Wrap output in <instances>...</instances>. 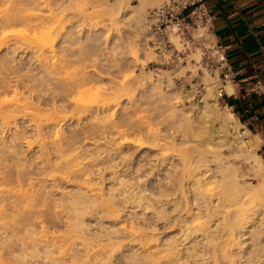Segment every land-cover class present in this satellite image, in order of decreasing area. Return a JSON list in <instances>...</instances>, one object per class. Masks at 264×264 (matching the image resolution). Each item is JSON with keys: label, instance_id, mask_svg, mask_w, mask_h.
<instances>
[{"label": "bare ground", "instance_id": "6f19581e", "mask_svg": "<svg viewBox=\"0 0 264 264\" xmlns=\"http://www.w3.org/2000/svg\"><path fill=\"white\" fill-rule=\"evenodd\" d=\"M74 2L0 0V264H212L220 244L237 246L236 254L244 264H264V218L247 213L246 200L243 203L242 195H237L241 188L254 192L264 216L260 142L253 143L251 152L239 147L242 158L234 168L227 161L209 168L207 151L201 147L214 148L231 139H225L231 131L225 123L230 111L218 107V113L209 112L212 119L207 130L198 123L205 116L199 111L189 124L182 122L179 128L189 130L193 137L184 134L194 139L187 137L191 142L189 146L187 140L183 142V152L178 142L169 143L168 133L144 127V122L141 126L137 120L140 126L133 124L128 118L131 110L124 111L126 120L113 122L116 114L110 112V105L114 106V97L109 105L110 94L131 96L138 89L150 96L146 78L152 75L129 76L135 83L129 78L121 80L123 85L116 81L117 86L120 83L117 91L112 88L114 79L112 93L105 92L102 89L110 86L97 84L109 77V67L103 59L105 64L98 62L104 44L107 49L110 46L111 58L121 57L125 69L130 61L137 62L136 53L144 46L138 9L149 0H139L134 8L129 0H114L102 9L96 2L92 7L97 10L90 14H101L100 19L106 15L102 25L98 26L96 17L94 23L73 31L63 26L68 23L62 18L73 15L68 7L75 4L76 9ZM114 13L121 19L123 37L116 33L120 22ZM77 42L83 44L74 51ZM74 64L81 66L75 65L70 72ZM94 65L103 68L101 72L106 68L104 76ZM109 80H105L108 85ZM102 94L109 97L108 103L98 100ZM138 133L149 142H141ZM171 135L181 139L179 134ZM167 137L164 142L178 145L177 152L172 149L175 153L168 152L169 156L163 152L165 157L162 151L154 152L152 164L149 154L136 153L148 143L161 150L160 142ZM86 141L91 144L88 150ZM196 153L194 160L190 156ZM250 161L256 169L248 167ZM247 167L252 174L260 172L256 185L239 183ZM149 176L154 180L149 182ZM226 202L237 206L231 214L226 210L231 204Z\"/></svg>", "mask_w": 264, "mask_h": 264}, {"label": "clouds", "instance_id": "9594fccd", "mask_svg": "<svg viewBox=\"0 0 264 264\" xmlns=\"http://www.w3.org/2000/svg\"><path fill=\"white\" fill-rule=\"evenodd\" d=\"M187 2L188 0H185V3ZM149 6L156 7L157 14H154L150 20H141L140 22L144 25L141 31L145 33L146 54L150 61L167 66L168 69L167 71L156 69L150 79L146 78V83L150 85L149 103L159 116L162 122L161 126L169 124L175 128L181 126L182 122L189 124L192 119L196 118L194 114L199 111L205 116L198 123H201L207 130L208 120L212 119V116L207 114L209 112L218 113V105L226 104L222 98L223 95L239 96V85L234 82V74H229V86L224 89L221 75L227 66V61L211 42L208 28L202 19L199 20V31L194 34L195 43L179 44L177 40L171 39L178 29L174 22L167 20L165 16V12H168L169 15L175 12V0H149ZM193 16H195L194 13ZM162 17L163 19H161ZM210 19L211 17H209ZM165 20H167L168 27L161 31L160 25ZM188 31L191 32V25H188ZM154 33H159V36ZM164 37H169V39L165 41ZM149 41L152 42L151 48L148 47ZM165 43L178 45V47L166 50L163 46ZM136 63V61L129 62L130 71L135 70ZM129 81L135 83L131 77ZM238 120L237 116L229 113L225 123L233 131L228 132L225 139L227 137H231V139H228L227 143L219 144L214 154L209 153L211 159L207 161V164L219 165L222 162L235 159L236 149L239 147L251 152L249 144L253 141L258 140L260 143H264V129L256 132L246 130L240 133L239 127L236 126ZM216 122L219 120L213 121V123ZM241 136L248 137V142L241 141ZM221 153L227 154L221 155Z\"/></svg>", "mask_w": 264, "mask_h": 264}, {"label": "rangeland", "instance_id": "374dc122", "mask_svg": "<svg viewBox=\"0 0 264 264\" xmlns=\"http://www.w3.org/2000/svg\"><path fill=\"white\" fill-rule=\"evenodd\" d=\"M74 1H77V3H79L80 5H77V3L76 2H74ZM72 0V2H74V3H76V7L78 8V10H76L75 8H72L75 4H73V6L71 7V5H69V7L68 8H71L70 10V12H71V14L73 13V15L71 16L70 15V13H68L69 15H70V17H69V15H68V19L69 18H71V17H74L73 19L71 18V21H68V19L66 18H62V19H64V21L66 22V23H68L67 25L65 24V22L62 20V23H61V26L63 25V24H65V25H63V26H68V27H72V29H73V31L76 29V28H78V29H82V27H87V26H89V24H91V23H94L98 18H96V17H99V19H100V17L102 16L101 14H100V16H96V14L95 15H92V14H90L91 12H94V11H96L97 10V8L99 9H102V8H106L108 5H110V3L112 2L113 3V1L114 0ZM94 1V2H93ZM96 2H98L99 3V5L100 6H98L97 8H96V6L94 7H92V5H95L96 4ZM139 2V0H129V5L131 6V7H133V6H135L136 5V3H138ZM97 3V4H98ZM101 3V4H100ZM111 3V4H112ZM90 7H92V8H90ZM138 7V6H137ZM94 8H96V9H94ZM134 8V7H133ZM152 7H150L149 6V4H145L141 9H138V10H140V18H139V20H138V24H139V26H142V27H140V30H138V32H140L141 34H140V39H141V41L143 40V37H144V34L145 33H143L142 31H141V29L144 27V25L143 24H140V22H141V20H145V15H146V13H147V11L149 10V9H151ZM80 9V10H79ZM93 10V11H92ZM79 11H81V13L79 12ZM78 12H79V14H78ZM116 14V15H115ZM138 15V16H139ZM142 15H143V17H142ZM114 16L117 18V20L120 22V24L116 27L117 28V30H116V33L118 34V36L119 37H123V34H122V28H123V25H122V23H121V19L119 18V15L117 14V13H114ZM107 17H106V15H103V18H101L100 19V21L98 20V21H96L97 23H98V26L99 25H102V23L105 21V19H106ZM70 20V19H69ZM68 21V22H67ZM73 24H75V25H77V26H75V25H72V23ZM76 27V28H75ZM80 27V28H79ZM63 28V27H62ZM75 28V29H74ZM78 29L76 30V31H78ZM101 29H103V27H101L100 26V30ZM102 31V30H101ZM57 38H58V36H57ZM57 38H56V40H57ZM83 44V43H81V42H77V43H75V48L73 47L72 49L74 50V49H78L79 48V46H81L80 44ZM79 44V45H78ZM76 45H78V47L76 48ZM103 46V45H102ZM104 47H106V48H104ZM104 47H103V56H105V54L107 55V59L105 58H102L103 56H101V59H100V61L98 62V63H100L101 62V60L103 59L105 62H106V64H105V62L102 60V62L101 63H103L104 62V64L106 65H102V66H105L106 68H108L109 70H111V71H109L108 69H106V68H104V70L106 69V74L111 78L112 76V79H108L107 77H104V78H102L100 81H101V83H104V84H102L101 85V83H99L98 82V86H104V87H106V85L109 87L110 86V84H111V82L115 79V81H114V84L113 85H115L116 84V81H117V83L118 82H120L122 79L123 80H126V78H129V76H134V77H136V76H140V75H144V74H151L152 75V73L156 70V69H159L160 71H162V70H168L167 68H162V67H154V68H152L151 66H150V63L151 62H153V61H150L149 59H148V56H146L145 55V53H146V49H145V46H143L137 53H136V58H137V63H140V64H138L137 66H135V70L134 71H130L129 70V68L128 67H126V69H125V67L122 65V64H120L121 63V57L119 58V59H117V55L115 56V55H113V57H115V59H114V61H120L119 63L118 62H114L113 63V57L111 58V56H110V54H112V53H107V52H109L108 50H111L110 49V46L108 47L109 49H107V46H105V44H104ZM107 49V51L105 52V54H104V50H106ZM74 51H77V50H74ZM108 54H109V58H108ZM118 57H119V55H118ZM112 59V60H111ZM107 60H109V61H107ZM110 60H111V63L109 64L108 62H110ZM98 63L97 64H95V65H98ZM118 63V64H117ZM141 63H142V65H141ZM107 64H109L110 66H108ZM112 64V65H111ZM114 64H116V65H114ZM75 65L76 64H74V66L72 67L71 66V71L70 72H72L73 70V68L75 67ZM94 65V66H95ZM114 65V66H113ZM77 66V65H76ZM81 66V65H80ZM80 66L78 65L77 67L78 68H80ZM100 66V65H99ZM102 66H100V67H102ZM111 66H113V68H111L110 69V67ZM122 66V67H121ZM96 68L98 67V66H95ZM114 67H117V69H115ZM120 67V68H119ZM139 67V68H138ZM141 68V69H140ZM76 69V68H75ZM98 69H99V72H101V70L100 69H103V68H99L98 67ZM97 69V70H98ZM112 69H113V71H112ZM119 69V70H118ZM124 69V70H123ZM69 70V69H68ZM104 70H102V72L104 71ZM115 71H117V72H115ZM121 71V72H120ZM101 72V73H102ZM105 72V71H104ZM107 72H110V73H107ZM115 72V73H114ZM112 73H113V75H112ZM117 73V74H116ZM105 74V76H107ZM109 74H111V75H109ZM102 76H104V74L102 73ZM114 76H116V78L114 77ZM106 78V79H105ZM105 80H109L110 82H108L109 83V85L106 83V81ZM122 80V81H123ZM122 81H121V84L123 85L124 83H122ZM113 83V82H112ZM100 84V85H99ZM120 84V83H119ZM118 84V86H120ZM112 85V84H111ZM112 85V86H113ZM121 85V86H122ZM116 87H118L117 86V84L115 85ZM103 87V88H104ZM116 87H112V88H115V90L117 91L118 89H119V87L118 88H116ZM110 89H111V86L107 89V88H105V89H102V90H104L105 92H106V90H109L110 91ZM114 89H112V91H113ZM113 91V92H116V91ZM137 91H138V89H134V93L133 94H131V96L129 95V94H127V95H124V94H118L117 93V95H116V97L115 96H113L115 93H113V94H110V93H112L111 91H110V95H112V98L110 97V99H109V97H106L105 95V98H103L104 96H103V94H102V96L103 97H99L98 96V100L99 101H102L103 100V104H104V101H105V103H108L109 102V100H110V102H109V105L112 103V100H113V97H114V106L115 105H118V107L117 108H115L114 106H113V104H111L110 106H111V108H110V106H108L110 109H108V107H107V110H106V108H105V110L107 111V112H109V110H110V112H112L114 115L116 114V116L114 117L113 115V119L111 118V120H113V122H116V123H118V122H121L122 121V119L123 120H126V117L124 116V111H130L129 113L130 114H128V118H130L129 120L130 121H132V123L133 124H135L136 126H140V124L139 123H141V126L144 124V127H152L151 129H153V130H157L158 131V133H160L161 131V134L163 133V134H169V136L171 137L172 136V138H171V140H170V138L169 137H167L166 139H164L163 140V142L161 141L160 143H161V145H163V146H159V147H161V150H160V148H158V146H154L153 144H150V143H148L147 145L148 146H146L147 148H149L148 150H147V148L146 149H144V148H142V149H138L137 151H136V153L137 152H141L142 150L144 151H142L141 152V154H149V156L147 157V159H149V162H151V164H152V159H155V157L153 156V154H154V152L156 153V152H160V151H162V152H160V155H165L163 152H165V153H167V155H165V156H169L171 153H175V151L176 150H178V149H180V150H182L181 152H183L184 151V149H185V147H184V145L186 144V142L188 141V143L186 144V145H188L189 146V142H191L192 140H194L192 137H193V134L192 133H190L189 132V130H184L183 128H179V126H176V127H178L180 130H178V128H173V126H171V125H169V124H164L163 126H161V120H160V118H159V116L156 114V112H155V109H153L152 108V106H151V104L149 103V98H150V96H149V94H147V93H144V95L142 94L141 95V93H140V91H138L139 93H137ZM133 92V91H132ZM136 96H135V95ZM139 96H138V95ZM110 95H108V96H110ZM129 95V97H126V96H128ZM135 96V97H133V96ZM123 96V97H122ZM117 97H119L118 98V100L117 99H115V98H117ZM121 97V98H120ZM127 98V99H125V98ZM142 97V98H141ZM101 98V99H100ZM103 98V99H102ZM107 98V99H106ZM131 98H135V99H133L135 102H131V101H133V100H131ZM105 99V100H104ZM109 99V100H108ZM123 99V100H122ZM108 100V101H107ZM118 101V102H115V101ZM128 100H131L130 102L128 101ZM126 101V102H125ZM102 103V102H101ZM115 103H117V104H115ZM126 103H127V105H126ZM131 105H130V104ZM135 103V104H134ZM130 106H129V105ZM119 105H120V107H122L123 108V110H121L122 108H119ZM133 106H136V108L134 109L133 108ZM115 108V111H114V108ZM130 107H131V109H130ZM218 107H219V109L220 110H222V111H230L231 113H233V111L231 110V108L227 105V106H225V105H218ZM112 108H113V110H112ZM133 108V109H132ZM121 110L120 112H119V110ZM132 110H134V111H132ZM117 111V112H116ZM116 112V113H115ZM118 112H119V115H118ZM133 112V113H132ZM111 114V113H110ZM122 114V115H121ZM133 114V115H132ZM234 114V113H233ZM130 115V116H129ZM195 115V117H196V113L194 114ZM117 116H119L118 118H117ZM131 116H132V118H131ZM136 116V117H135ZM121 117H123L122 119H121ZM114 118H117V119H114ZM134 118V119H133ZM134 120V121H133ZM136 120L137 121H139V123L137 122V124L135 123L136 122ZM148 121V122H147ZM144 122V123H143ZM143 123V124H142ZM234 124H236L235 122H233ZM147 125V126H146ZM149 125V126H148ZM171 126V127H170ZM236 126L237 127H239V131H240V133H243V132H245L246 131V129L242 126V125H240V124H236ZM168 127V128H167ZM123 128H127V126H123ZM158 128V129H157ZM161 128V129H160ZM164 128V129H163ZM170 129V130H169ZM182 129H183V131H182ZM159 130H161V131H159ZM166 130V131H165ZM178 131V132H177ZM179 131H180V133H179ZM185 131V132H184ZM233 131V129H231V131L230 132H232ZM187 132V134L188 133H190V136H191V134H192V137H188V135L187 134H184V133H186ZM142 133H144V131L142 132ZM167 134V135H168ZM171 134H174L175 136H177L178 134L180 135V137H181V139L179 138L178 139V137L176 138L175 136V138L177 139V141H176V139H174L173 138V135H171ZM181 135H183V136H185V138L186 139H184V137L183 136H181ZM196 136H199L198 134L196 135ZM138 137H140V141L141 142H146V141H148V140H145L144 138H141V137H143V134H140L139 135V133H138ZM183 137V138H182ZM189 139H191V141L190 140H187L188 138ZM200 137V136H199ZM169 138V139H168ZM197 137H195V139H196ZM142 139H144V141L142 140ZM169 140V143H172V144H177V142H178V145H180V148H178L176 145H172V147L173 148H171V145H169V143L168 144H166V142H168V141H166V142H164L165 140ZM200 138H198V139H196V140H199ZM240 139L242 140V141H245V143H247V140L249 139L248 137H244V136H241L240 137ZM182 140V143H180V141ZM185 140H187V141H185ZM174 143H173V142ZM88 142H90V141H86L85 142V144H86V146H88V147H86L87 148V150L90 148V143H88ZM149 142V141H148ZM183 142H185L184 143V145H183ZM162 143H164V144H162ZM255 144V141H253L251 144H249V147H251V146H253L254 144ZM87 144H89V145H87ZM166 144V145H165ZM192 144H193V142H192ZM194 144H196L195 142H194ZM99 145H101L102 146V144H99ZM183 145V146H182ZM208 146H207V148H204V147H201V148H203L204 150H205V153H206V151H207V156H205V158L206 159H210L211 158V156H208V153H211V150H210V147H212L213 148V146H210L209 144H207ZM153 146V147H152ZM168 146H170V147H168ZM175 146H176V149H175ZM182 146V147H181ZM191 146V145H190ZM194 146V145H193ZM197 146V145H196ZM205 146H206V144H205ZM210 146V147H209ZM154 147H156V148H154ZM168 147V148H167ZM187 147V146H186ZM154 148V149H153ZM164 148V149H163ZM184 148V149H183ZM196 148H198V147H196ZM200 148V147H199ZM215 149H217V147H214ZM214 148L212 149L213 151H212V154H214L215 152V150H214ZM134 149H137V148H134ZM151 149V150H150ZM156 149V150H155ZM159 149V150H158ZM172 149H174L175 151L173 152L172 151ZM210 150V151H208V150ZM91 150V149H90ZM158 150V151H157ZM180 150L178 151V153L180 152ZM200 150H202V149H200ZM147 151V152H146ZM153 151V152H152ZM239 150H238V148L236 149V158L235 159H232V160H228L227 162L228 163H230L229 164V166L231 167L232 166V168H234L233 166H236L237 164H238V162L240 161V159L242 158V156H240L239 155ZM146 152V153H145ZM149 152V153H148ZM168 152H170V154L168 153ZM177 152V151H176ZM204 152V151H203ZM203 152H200V153H202L203 154ZM161 153H163V154H161ZM198 154H199V152H197ZM197 153L194 155V156H190V157H192V159H194L195 160V158H197ZM257 153L259 154V145H258V150H257ZM104 154V153H103ZM102 154V155H103ZM201 154V155H202ZM227 153H221V155H226ZM164 156V157H165ZM204 156V155H203ZM152 157V158H151ZM195 157V158H194ZM209 157V158H208ZM33 158V157H32ZM206 163H207V161H206ZM234 164V165H233ZM254 163L253 162H249L248 163V167L249 166H251V168L250 169H252V167L253 168H255L256 169V167L253 165ZM213 165L214 164H206V166L207 167H209V168H212L213 167ZM147 166H150L149 164L148 165H145V167H143L142 169L144 170V171H148V169H149V167H147ZM246 168V170H242L241 171V173L242 174H244V175H242L241 173H240V175H242V178H241V176L238 178V181H240L239 183L240 184H253V185H256L257 184V181L259 180V179H261V175H260V172L258 171V170H256V172L258 173V174H256V172H254L253 174H252V172H251V170L249 169V168ZM148 168V169H147ZM249 169V170H248ZM255 169H253V170H255ZM250 173H251V175H250ZM106 174H108V170H106V172H105V175ZM247 175V176H246ZM249 175V176H248ZM257 176V177H256ZM152 178H153V180H154V177H151V176H149V182H151V181H153L152 180ZM241 178V179H240ZM151 179V180H150ZM258 179V180H257ZM47 184V183H46ZM229 187V186H228ZM231 188H232V186H230ZM231 188H229L230 190H231ZM233 189V188H232ZM52 190V189H51ZM54 190V189H53ZM237 192H238V194L237 195H242V202L243 201H248L249 203L247 204V202L245 201V204H244V206H245V208H246V212L247 213H256L257 215H258V217L260 218V219H263L264 218V216H263V213L261 212V206H260V204H259V199H258V196H255L256 194H254V192L252 193L251 191H248V190H246V189H244V188H241L240 190L238 189L237 190ZM53 193H55V192H53ZM241 193V194H240ZM232 200V199H231ZM244 203V202H243ZM226 204L227 205H229V204H231L229 207H228V209H226L228 212H229V214H231V212H233L234 211V209L237 207L236 205L235 206H233L232 205V202H226ZM247 204V205H246ZM244 206H242L243 208H244ZM244 208V209H245ZM227 217H229V215L227 216ZM161 225L162 224H160L159 223V227H161ZM157 232V231H156ZM159 232V231H158ZM246 237L248 236V234H246L245 235ZM218 241V240H217ZM220 242H221V240H220ZM217 243V242H216ZM249 243V240H247L246 241V244H248ZM221 245V244H220ZM218 246L217 248H216V250H215V252H214V256H213V259H212V264H244V262H243V260L244 259H242V258H240L237 254H236V247L237 246H229V245H226V246ZM121 249H119V251H120ZM245 256H246V254H244V257L243 258H245Z\"/></svg>", "mask_w": 264, "mask_h": 264}, {"label": "crops", "instance_id": "0c3cea01", "mask_svg": "<svg viewBox=\"0 0 264 264\" xmlns=\"http://www.w3.org/2000/svg\"><path fill=\"white\" fill-rule=\"evenodd\" d=\"M212 14V29L224 45L227 62L239 85L238 97L226 101L250 132L264 129V0H204ZM259 80L261 95L246 91ZM245 90V91H244ZM264 169V143L259 144Z\"/></svg>", "mask_w": 264, "mask_h": 264}, {"label": "built area", "instance_id": "2783aa9c", "mask_svg": "<svg viewBox=\"0 0 264 264\" xmlns=\"http://www.w3.org/2000/svg\"><path fill=\"white\" fill-rule=\"evenodd\" d=\"M175 8H176L175 12L172 13L171 15H169L168 12H165V16L167 17V20L173 21L178 29V31H176L175 33V36L171 37V39L177 40L179 44H183L185 42L195 43L194 34L197 31H199L200 29L199 20L202 19L208 28L211 42L215 45V48L219 50V53H222L225 56V59L227 61L224 45L218 40L212 29V14L205 5L204 0H188L187 3H185V0H175ZM193 13L195 14V16H193ZM154 14H157L156 7H152L147 11L145 15V20H150L151 18H153ZM209 17H211L210 20ZM161 19H163V17ZM167 20H165L164 23L160 25L161 31L165 30L168 27ZM188 25H191V32L188 31ZM154 35L159 36V33H154ZM168 39L169 37L163 38V40L165 41H167ZM144 40H145V34L142 40L143 45H144ZM163 46L166 48V50H172L174 47H178V45H173L171 43H165ZM148 47L149 48L152 47L151 41H149ZM181 58L183 57L181 56ZM150 66L152 68L154 67L167 68V66L158 65L154 61L150 63ZM230 73L234 74V72L232 71V69L230 68L227 62V66L225 67L224 72L221 75V80L223 81L222 87L224 89L225 86L229 84L228 77ZM233 79H234V75H233ZM246 91L250 94L261 95L263 93L262 83L259 80H255L250 85L247 86ZM222 98L226 102L225 106H227L228 103L226 101V98H228V96L224 94Z\"/></svg>", "mask_w": 264, "mask_h": 264}]
</instances>
